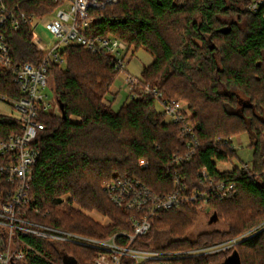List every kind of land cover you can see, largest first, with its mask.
Returning <instances> with one entry per match:
<instances>
[{"label": "trees", "instance_id": "obj_1", "mask_svg": "<svg viewBox=\"0 0 264 264\" xmlns=\"http://www.w3.org/2000/svg\"><path fill=\"white\" fill-rule=\"evenodd\" d=\"M105 1V0H100ZM251 0H117L90 10L96 35L114 36L134 52L143 48L152 63L139 76L136 95L114 109L107 96L119 72L111 55H100L70 45L61 52L65 64L50 69L54 92L67 117L46 113L45 129L33 142L39 151L34 166L29 216L72 233L108 238L130 231V212L118 207L104 186L118 178L135 177L160 195L180 185L189 193L212 187L199 174L204 168L213 184L234 182L235 194L221 199L210 191V210L227 228L188 237L198 216L199 203L179 206L151 219V230L137 246L159 250H195L238 238L264 222V9L249 8ZM9 8L19 5L28 14H49L58 0H0ZM236 20L225 22V18ZM6 34L17 63L43 57L33 42L30 26L0 28ZM148 88V91H147ZM168 99L189 104L186 115L194 126L196 153L178 165L175 156L186 153L190 138L183 124L170 122L157 109L153 90ZM0 93L19 97L9 70L0 67ZM160 104V103H159ZM79 116L77 122L71 116ZM17 116L0 114V139L20 132ZM248 132L254 149L250 168L220 170L218 164L238 159L232 137ZM148 160L140 168V159ZM68 202L76 201L81 209ZM85 210H97L112 220L103 226ZM25 241L44 256L15 264H63L52 241L33 236ZM64 253L76 264H92L95 250L70 242ZM237 253L240 264H264V229L219 252L178 260L176 264H221Z\"/></svg>", "mask_w": 264, "mask_h": 264}, {"label": "built area", "instance_id": "obj_2", "mask_svg": "<svg viewBox=\"0 0 264 264\" xmlns=\"http://www.w3.org/2000/svg\"><path fill=\"white\" fill-rule=\"evenodd\" d=\"M59 5L49 14L38 16L28 14L19 5L9 8L2 4L0 28L10 23L13 29L30 26V34L36 47L43 53L37 62L15 63L13 50L7 36L0 29V67L9 70L13 83L20 89L19 97L0 93V99L20 112L21 130L0 139V264L27 262L30 257L44 255L25 241V237L33 236L52 241L64 253L63 243L70 242L95 250L92 264H176L178 260L206 255L230 248L240 241L246 240L264 229V222L230 241L205 246L195 250H159L137 246V239L151 230V219L159 217L162 212L179 206L199 203V211L205 214L210 210V191L214 187L221 199L235 194L234 182L213 184L208 171L204 168L199 172L212 187L202 190L195 189L189 193L181 187L178 171L173 174L177 185L171 193L160 195L141 180L135 177L118 178L108 182L104 189L110 199L121 208L130 212L131 230L118 231L108 238H95L72 233L51 225L39 222L29 216L38 214L37 206L29 207L30 189L34 179V166L39 158V151L33 146L39 132L45 129L41 116L46 113L61 115L57 95L51 99L47 88H52L50 69L53 63L65 64L61 52L70 45L82 46L86 50L100 55H111L115 70L126 74L124 82L129 94L134 97L138 89L139 79L127 71L128 64L134 53V47L114 36L96 35L92 32L90 10L99 9L106 3L117 0H58ZM249 8L264 9V0H251ZM41 28H46L51 38L45 39ZM53 89V88H52ZM148 91V88H147ZM163 107L170 122L182 123L184 135L190 138L189 150L175 156L176 164L188 161L195 153L198 139L194 126L188 122L186 111L189 105L176 99H168L157 89L153 90ZM53 102L56 110L52 111ZM233 142V140H232ZM232 148L234 146L232 145ZM147 159H140V168L148 167ZM244 164L243 168H250ZM63 205L70 204L69 196H63ZM81 209L76 201L70 204ZM89 214V213H88ZM96 221L108 225L94 215ZM108 218L105 216L104 220ZM110 224V223H109ZM65 254V253H64Z\"/></svg>", "mask_w": 264, "mask_h": 264}, {"label": "rangeland", "instance_id": "obj_3", "mask_svg": "<svg viewBox=\"0 0 264 264\" xmlns=\"http://www.w3.org/2000/svg\"><path fill=\"white\" fill-rule=\"evenodd\" d=\"M185 1H187V0H181V2H185ZM224 20H225V22L228 23V22H231V20H236V16H234L233 18H230V17L225 18ZM40 32L45 39L49 40L51 38V34H49V32L47 31L46 28H41ZM152 61H153V57H152L151 53H149L147 50H145L143 48H140L135 52L132 61L128 64V69L130 70V72L133 75L137 76V78L139 79V76L141 75L143 67L145 65H149L150 63H152ZM50 84H51L52 88H54L55 84H54L53 77H51ZM113 85L116 89H119V93H118L119 98H117L118 101L114 100V98L112 97V94H111L110 98L113 101L114 109H119L124 103H126L130 100V95H129V92L127 90L128 86L126 84H124V80L120 79L119 77H117V79ZM137 87L139 88V86H137ZM52 88H47V90H46L51 99L56 97V94ZM109 93H110V91H109ZM57 100H58V98H57ZM108 102H110V101H108ZM55 104L56 103L53 102L54 106L52 108V111L56 110ZM58 104H59V102H58ZM157 109H159V110L163 109L161 104L157 103ZM59 110H61L60 105H59ZM0 114L13 115V116L18 117L20 115V112L14 106H12L6 102H3L0 99ZM80 119L81 118L79 116H74V115L71 116L72 121L78 122ZM233 137H234L233 138V144L236 147L240 146L242 151H244V150L247 151L249 149V147L251 145V138H250V135L248 132H244L240 135L233 136ZM251 148H253V147L251 146ZM241 164H242V162H241ZM218 165H219L220 170H228L230 168L229 164L219 163ZM233 165L238 166L239 160L235 159L233 161ZM85 212H87V214L89 213L91 215H94L97 218L99 217V219H101L103 221H106L104 223L108 222V225H109V223L110 224L112 223V220L109 216H107L106 214L101 213L97 210H94V211L85 210ZM211 212L212 211H209V212H206L204 215L200 214L198 216L197 221H196L193 229H191V231L188 232L189 238L195 239L202 232L227 228L226 224H224L223 222H220V221L211 222L210 219H211V216L213 215V213H211ZM105 216L108 218L107 220H104ZM103 226H106V225H103ZM61 255L63 258V264H66L68 261H70V258L67 255H65L64 253H61Z\"/></svg>", "mask_w": 264, "mask_h": 264}, {"label": "crops", "instance_id": "obj_4", "mask_svg": "<svg viewBox=\"0 0 264 264\" xmlns=\"http://www.w3.org/2000/svg\"><path fill=\"white\" fill-rule=\"evenodd\" d=\"M134 54H135V52H134ZM134 54L132 55L130 62L132 61ZM127 71L129 73H131L130 70L128 69V67H127ZM118 77L120 79H123L124 80L125 77H126V74L125 73H123V74L119 73L118 74ZM124 84H126V83L124 82ZM118 93H119V89H116L114 87V85H112L111 86V89H110V93L107 96V100L110 101V103H113V101L110 98L111 97V94H112V97L114 98V100H117L118 101V99H117V98H119L118 97ZM233 138L234 137H232V140H233ZM250 138H251V136H250ZM233 146H234V148H235V150L237 152V156H238V160H239V165L238 166H244V164H251L252 163L254 149L251 148V146L249 147V149L247 151H245V150L242 151L241 148H240V146L239 147L238 146L236 147L234 144H233ZM241 162H242V164H241ZM223 164H229V167L230 168L228 170H232V168L234 167L233 163H223ZM218 168H219V165H218Z\"/></svg>", "mask_w": 264, "mask_h": 264}, {"label": "water", "instance_id": "obj_5", "mask_svg": "<svg viewBox=\"0 0 264 264\" xmlns=\"http://www.w3.org/2000/svg\"><path fill=\"white\" fill-rule=\"evenodd\" d=\"M58 98V102H59V105H60V109H61V113H62V116L64 118L67 117V114H66V111H65V105L64 103L62 102V100ZM211 222H216L218 221V216L216 213H214L212 216H211V219H210ZM66 255V254H65ZM66 264H76V262L74 260H71L70 258V261H68ZM221 264H240V259H239V256L237 253H234L233 255H231L229 258L226 259V261H224L223 263Z\"/></svg>", "mask_w": 264, "mask_h": 264}]
</instances>
